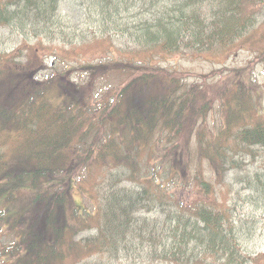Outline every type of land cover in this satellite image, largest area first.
Masks as SVG:
<instances>
[{
  "label": "trees",
  "instance_id": "1",
  "mask_svg": "<svg viewBox=\"0 0 264 264\" xmlns=\"http://www.w3.org/2000/svg\"><path fill=\"white\" fill-rule=\"evenodd\" d=\"M60 1L0 0V28L30 51H0V199L18 205L12 216L0 211V264H264V253L246 252L224 198L226 172L264 155V101L248 77L255 61L210 86L216 71L158 65L256 44L264 62V0H86L100 37L84 34L71 49L59 47L69 40ZM114 38L121 59L86 64L85 83L69 71L38 78L40 50L72 58ZM113 72L120 83L96 96ZM68 173L91 208L69 186L47 184ZM255 176L247 188L264 201V174ZM185 187L193 200L179 196ZM84 232L93 233L77 239Z\"/></svg>",
  "mask_w": 264,
  "mask_h": 264
},
{
  "label": "rangeland",
  "instance_id": "2",
  "mask_svg": "<svg viewBox=\"0 0 264 264\" xmlns=\"http://www.w3.org/2000/svg\"><path fill=\"white\" fill-rule=\"evenodd\" d=\"M61 11L66 17L68 23L69 40L64 44H60V47L70 49L74 45H70L69 42H81L83 39L81 36L85 34L86 40L92 39V32L99 30L98 23L90 17L89 7L86 0H61ZM261 20H264V14L260 16ZM113 34V33H112ZM115 37V35H113ZM22 37L17 34H13L8 28H0V50L2 51H17L21 45ZM119 41L114 38L113 46L111 47H97L88 50L85 54L75 56L74 59L64 58V55H68L66 51L59 50L58 52L51 54L49 50H40L36 57L39 61L44 60L48 67L40 72V78H50L56 73H63L66 69H71V80L86 81L89 78V73L83 69L86 64H95L99 62L108 63V61H114L121 59L120 52L117 51ZM262 46L256 44L254 46H244L238 50L232 51L227 56L220 57H207L205 55H193L189 52L177 53L174 57H171L164 61H158V65L166 67L170 70H180L188 72L190 74H202L207 75L210 72L216 71L214 78L209 79V86L214 85L222 75H228L232 72V69L244 68L251 62H254V67L250 69L248 77L250 81H254L255 85L261 89L263 101H264V62L257 58L260 54ZM30 52V51H29ZM24 53L27 54V51ZM26 58V57H25ZM27 59V58H26ZM189 81H199V77H188ZM98 89L96 95L105 93L109 87L116 86L120 83V77L116 73H109L105 79L97 81ZM96 89V90H97ZM256 173L264 174V155H260L255 160L248 158L246 161L239 163L236 169H231L226 172L225 181L227 183L225 199L229 201L231 211L234 213V219L238 226L243 228L244 238L241 239V243L244 246L248 254H260L264 252V201L259 198V194L256 191L248 189V181L251 179L256 182ZM31 175H27L23 181L22 188L28 190L23 196L22 205H26L29 208V196L31 195V187L29 186ZM210 180L213 181L211 178ZM48 185L60 184L66 187L74 188V181L71 178L70 173L51 177L47 182ZM76 190V188H74ZM73 191V190H72ZM74 201L77 205L82 202V195L74 191L72 194ZM179 196L183 197L186 201L193 200L197 196L196 190L188 187L182 188L179 192ZM17 203L8 207L3 202V198L0 200V208H8L9 214L13 215L17 212ZM89 208L91 206L87 204ZM27 212V211H26ZM94 232V231H93ZM93 232H85L82 235L92 234ZM80 238V237H79ZM210 262L215 263V260L211 259ZM114 264H161V262L150 261L145 262L141 258L134 263L126 261L125 259H119ZM162 264H165L162 262Z\"/></svg>",
  "mask_w": 264,
  "mask_h": 264
}]
</instances>
